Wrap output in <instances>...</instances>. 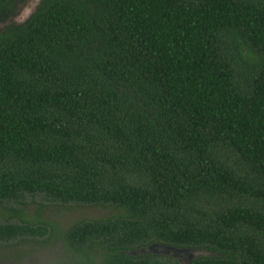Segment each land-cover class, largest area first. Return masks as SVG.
<instances>
[{
    "label": "trees",
    "instance_id": "trees-1",
    "mask_svg": "<svg viewBox=\"0 0 264 264\" xmlns=\"http://www.w3.org/2000/svg\"><path fill=\"white\" fill-rule=\"evenodd\" d=\"M26 194L112 209L5 207L0 242L54 234L57 264H264V0H40L1 28L0 204Z\"/></svg>",
    "mask_w": 264,
    "mask_h": 264
},
{
    "label": "rangeland",
    "instance_id": "rangeland-1",
    "mask_svg": "<svg viewBox=\"0 0 264 264\" xmlns=\"http://www.w3.org/2000/svg\"><path fill=\"white\" fill-rule=\"evenodd\" d=\"M40 0H18L15 4L14 13L0 20V29L10 22L22 23L35 10ZM13 207L21 211L25 219H40L57 225L59 229H67L74 223L82 219L104 218L112 213L109 207L81 206L73 204H61L51 202L39 195H25L22 204L14 202L0 204V213L4 212L5 207ZM2 217L3 220H19L15 215ZM60 237L55 236H34L25 239H17L9 242H0V264H57L67 261L70 257L68 250ZM210 254L202 251H188L187 254L180 253L179 261L186 264V255Z\"/></svg>",
    "mask_w": 264,
    "mask_h": 264
},
{
    "label": "water",
    "instance_id": "water-1",
    "mask_svg": "<svg viewBox=\"0 0 264 264\" xmlns=\"http://www.w3.org/2000/svg\"><path fill=\"white\" fill-rule=\"evenodd\" d=\"M157 248H159L160 252L162 253H171V255L175 256L177 259H179L180 257V253H185L187 254V250H183V249H173V248H170V247H165V246H156ZM153 247H148V250H152ZM193 256H190L189 255H186L185 258L186 259V262L190 261L192 259Z\"/></svg>",
    "mask_w": 264,
    "mask_h": 264
}]
</instances>
